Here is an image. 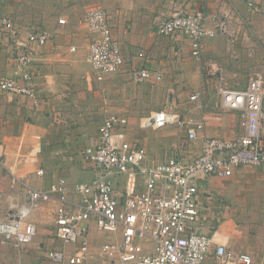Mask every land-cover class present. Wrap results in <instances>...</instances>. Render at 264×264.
<instances>
[{"label": "crops", "instance_id": "crops-1", "mask_svg": "<svg viewBox=\"0 0 264 264\" xmlns=\"http://www.w3.org/2000/svg\"><path fill=\"white\" fill-rule=\"evenodd\" d=\"M95 6L107 11L113 35L121 45L125 64L118 73L129 71L132 78L134 69L146 68L154 74H161V80L147 82L165 81L177 100L168 102L155 112L171 106L182 116L205 122V131L185 150L182 144L186 132L178 128V138L173 142L175 153L165 159L150 155L146 145L140 143L146 147L150 160L162 162L181 154L189 161L200 155L205 138L237 137L238 114L219 108L214 81L204 78L202 70L207 61H217L223 67L225 83L229 88H247L249 81L246 83L243 77L237 81L234 77H239L237 71L242 73V67L254 72L264 66L261 51L264 48V0L258 10L249 6V0H0V15L11 18L18 29L47 30L54 35L45 46H32L30 70L33 79L30 85L36 91L38 104L25 95L0 92V142L5 147L7 168L17 175L29 177L33 187L46 191L60 178H65L71 189L95 178L96 171L89 163L69 170L61 168L50 175L48 166H43L39 158L40 151L52 137L53 122L58 120L62 111V82L73 80L78 97L85 96L86 85L88 90H92L90 85L103 86L106 94L112 90L110 80L118 74L106 75L101 82L94 77L89 62L88 33L80 22L85 12ZM180 9L189 13L205 11L207 29L214 30L219 24L225 25V32L203 41L205 47L201 61L192 57L191 41L186 35L163 37L157 32L158 25ZM60 17L67 19V25L58 24ZM73 46L75 51L71 50ZM140 52H145L149 59L140 57ZM16 66L11 40L6 32L0 30V77L15 76ZM198 90H202L203 97L200 102L193 103L190 95ZM74 104L75 107L64 108L66 112L62 111L63 114L74 115L73 108H79L78 103ZM109 114L128 119L124 115ZM149 116L141 119V129H149L141 127V122ZM102 121L103 118L96 128V135L86 147L98 142ZM82 122L90 128L95 127L94 123L87 125L86 120ZM40 169L45 171L44 176L37 175ZM202 178L198 191L202 211L198 231L213 237L211 253L217 246L223 245L236 253L248 252L257 263L264 264V222L253 220L252 216L259 215L251 211L264 210V165L238 168L230 177ZM70 199L80 201V197L73 193ZM25 202L26 196L19 187H12L7 170L0 166V221L9 218ZM56 207V201L45 203L30 215L29 222L35 224L37 234L24 252L0 243V264H57L47 258L48 252L53 250L72 255L75 247L65 246L55 238ZM88 225L89 243L91 237L101 238L99 233L102 232L98 231L94 220ZM106 235L107 242L121 239V231ZM90 247L92 250L91 244ZM93 262L94 259L89 264Z\"/></svg>", "mask_w": 264, "mask_h": 264}, {"label": "built area", "instance_id": "built-area-1", "mask_svg": "<svg viewBox=\"0 0 264 264\" xmlns=\"http://www.w3.org/2000/svg\"><path fill=\"white\" fill-rule=\"evenodd\" d=\"M261 1L249 0V6L258 10ZM206 21L203 10L189 13L180 9L158 25L157 32L163 37L186 35L191 41L192 57L201 61L203 41L225 32L224 24L210 30ZM67 23L64 17L58 19L60 25ZM80 23L88 33L89 62L96 81L118 73L125 59L107 11L100 6L91 7ZM0 30L11 40L17 65L15 76L0 77V92L25 95L37 105L36 91L30 85L32 46L43 47L54 35L47 30L22 31L3 15H0ZM71 50L75 51L76 47ZM139 56L149 59L145 52ZM204 74L214 81L219 108L238 114L239 133L233 139L205 138L200 155L192 160L181 154L162 162L150 160L146 147L129 139L128 119L108 113L99 126L96 145L80 150L86 163L95 169V178L73 189L65 178H60L46 191L33 187L29 177L7 168L5 147L0 142V166L7 170L12 187H19L26 196V202L15 213L0 221L1 245L24 252L37 234L35 224L29 222L30 215L43 204L56 201L55 238L65 246L75 247L72 255L59 250L48 252L47 258L57 264H89L94 259L87 238L92 220L99 232L111 235L121 231L120 240L103 243L99 252L101 258L113 264H261L252 254L236 253L223 245L211 253L213 237L198 231L202 212L198 191L202 176L230 177L238 168L264 165V78L255 74L247 88H229L223 67L214 60L204 64ZM133 79L147 83L161 80L162 75L136 68ZM202 97V90H198L190 95V101L200 102ZM141 127L184 129L182 149L185 150L205 131V122L182 116L169 106L144 119ZM44 174L43 169L37 172L38 176ZM71 193L77 194L80 201H72ZM145 242L152 243L148 251Z\"/></svg>", "mask_w": 264, "mask_h": 264}, {"label": "rangeland", "instance_id": "rangeland-1", "mask_svg": "<svg viewBox=\"0 0 264 264\" xmlns=\"http://www.w3.org/2000/svg\"><path fill=\"white\" fill-rule=\"evenodd\" d=\"M261 51L262 55H264V48ZM254 72L247 71L246 68L242 67V73L237 71L239 77L234 78L238 81L240 77H243L247 83L254 74L264 76V66H262L260 71ZM125 73L128 75L120 72L113 76V79L109 82L112 90L106 94V90L105 92L103 91V86L98 85L96 87V85H90V88L94 91L92 93V90H88L86 85L85 96L78 97L76 94L78 90H74L77 85L73 80L67 79L62 82L63 96L60 98L63 105L62 111L66 112L64 108L70 106L75 107L74 105L76 104L74 103H78L79 108H73L74 115L69 114L67 116L63 114L64 112H59L58 120L53 122L52 137L39 153L40 161L42 160L43 166H48L50 175L56 174L61 168L69 170L74 169V166L80 168L87 164L80 154V150L84 149L86 144L94 138L99 122L108 113L128 117L130 120L129 139L146 145L150 155L155 158L165 159L175 153L173 142L178 138V128L141 129L139 123L141 119L155 113V111L166 106L168 102L176 101L177 97L174 99V93L169 91L171 89L165 81L141 83L132 79L133 75L131 78L129 71ZM202 73L204 78H206L204 68ZM82 102L83 105H81ZM82 120H86L87 125L94 123L95 127L90 128L89 126H85ZM81 127L83 129L80 130ZM67 157L68 159L66 160L65 158ZM70 157L73 159H69ZM251 211L253 214L259 215L256 216L257 218L252 216L253 220L261 219V222H264V210L253 209ZM99 235H101V238H98V236L96 238L91 237L92 241L89 243L92 246V253L96 255H94L93 263L109 264L106 259L99 256L101 246L107 242L105 238L107 235L102 233H99ZM144 247L148 251L151 249L152 243L145 242Z\"/></svg>", "mask_w": 264, "mask_h": 264}]
</instances>
